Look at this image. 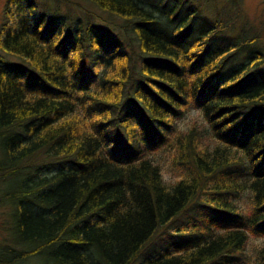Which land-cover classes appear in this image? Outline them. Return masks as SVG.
Instances as JSON below:
<instances>
[{"label":"trees","instance_id":"trees-1","mask_svg":"<svg viewBox=\"0 0 264 264\" xmlns=\"http://www.w3.org/2000/svg\"><path fill=\"white\" fill-rule=\"evenodd\" d=\"M59 1L1 12L0 264H264V53L234 56L258 35L215 0Z\"/></svg>","mask_w":264,"mask_h":264},{"label":"rangeland","instance_id":"rangeland-1","mask_svg":"<svg viewBox=\"0 0 264 264\" xmlns=\"http://www.w3.org/2000/svg\"><path fill=\"white\" fill-rule=\"evenodd\" d=\"M38 4H42V0H37ZM52 1V0H51ZM75 4L71 7L68 4L59 1V12L65 13L66 10L71 9L75 14L79 11H85L86 8L93 9L94 7L82 0H78L79 2L72 0ZM212 2V0H209ZM239 13L236 11L234 4L231 0H215L218 7H223L226 10L231 9V15L234 18L232 25L227 29L228 40H232L234 38L240 39L246 36L248 33H253L258 35V38L253 43H249L248 45L243 46L242 49L238 50V54L236 56L235 63H239L242 59L250 54H256L258 51H262L264 53V0H239ZM202 6L204 9H209L210 7L206 5V0L202 1ZM78 3V4H77ZM5 4V0H0V18L1 12L3 10ZM211 5V4H210ZM209 7V8H208ZM235 9V10H234ZM211 10V8L209 9ZM230 11V10H229ZM238 14V15H237ZM260 34V35H259ZM249 36V35H248ZM246 52V54H245ZM243 54L245 57H242ZM242 58V59H241ZM200 110L194 104L190 105V108L182 117L181 122L185 123L191 121L195 118H200ZM154 156H159L161 160V164H163V177L165 180L174 179L177 172H172L170 168H168L170 155L168 152L158 151L154 153ZM153 156V154H152ZM156 160V159H155ZM14 183V182H13ZM13 183L10 180L0 181V245L3 243H10V224L12 221V204L10 201L6 200L4 197L5 192H7L11 187H13ZM4 193V194H3ZM264 242V233H255L249 232V243L250 245H257ZM249 250V249H248ZM30 263H43L46 261V256L43 254H37L34 257L30 258ZM25 262V261H24ZM25 263H29L28 261Z\"/></svg>","mask_w":264,"mask_h":264}]
</instances>
